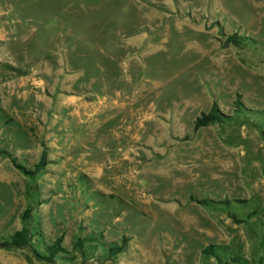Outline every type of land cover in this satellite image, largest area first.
Returning <instances> with one entry per match:
<instances>
[{
    "label": "rangeland",
    "instance_id": "rangeland-1",
    "mask_svg": "<svg viewBox=\"0 0 264 264\" xmlns=\"http://www.w3.org/2000/svg\"><path fill=\"white\" fill-rule=\"evenodd\" d=\"M23 229L55 264H264V0H0V243Z\"/></svg>",
    "mask_w": 264,
    "mask_h": 264
},
{
    "label": "trees",
    "instance_id": "trees-1",
    "mask_svg": "<svg viewBox=\"0 0 264 264\" xmlns=\"http://www.w3.org/2000/svg\"><path fill=\"white\" fill-rule=\"evenodd\" d=\"M220 117L218 111L216 110V106L214 105L212 110L207 115H203L200 119H198L194 125V130L199 131L201 129L208 128L214 124L220 123ZM45 161V154L43 153L41 157V162L36 168V172L39 173L42 165ZM14 168L24 174L27 177H34L28 173L24 168L12 162ZM30 211H26L23 215V219L25 221L30 219ZM33 235L30 229H23L19 232H16L13 236L10 237L9 241L0 243V250L3 251H31L38 262L45 264H55L56 256L62 252L61 241H57L54 246L48 248L46 251L47 256L38 255L32 248ZM210 248L205 251L206 255L212 256V252H210ZM113 255H117L121 252V249L111 251Z\"/></svg>",
    "mask_w": 264,
    "mask_h": 264
}]
</instances>
